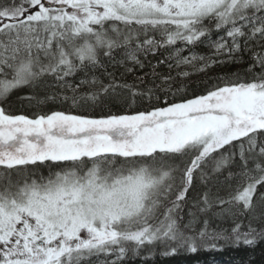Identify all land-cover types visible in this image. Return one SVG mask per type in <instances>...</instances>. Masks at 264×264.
I'll use <instances>...</instances> for the list:
<instances>
[{"label":"snow or ice","instance_id":"6c2138e0","mask_svg":"<svg viewBox=\"0 0 264 264\" xmlns=\"http://www.w3.org/2000/svg\"><path fill=\"white\" fill-rule=\"evenodd\" d=\"M242 53L246 75L201 94H187L190 71L171 74ZM101 56L121 78L147 61L144 87L104 83ZM24 85L63 91L20 97L35 100L31 117L0 106V264H122L144 249L148 260L157 247L169 258L264 240V0H0V99ZM49 101L68 110L40 111Z\"/></svg>","mask_w":264,"mask_h":264},{"label":"trees","instance_id":"16d2710c","mask_svg":"<svg viewBox=\"0 0 264 264\" xmlns=\"http://www.w3.org/2000/svg\"><path fill=\"white\" fill-rule=\"evenodd\" d=\"M217 33H213V39L216 38ZM180 45H177L179 47ZM190 51H195L199 54H204L205 56H211V50L203 45H197L195 48L189 49ZM167 53L165 50L161 49L160 52L157 53L156 56H149L148 60L156 63L160 59L164 57ZM182 55H188V52L182 53ZM243 56V61L241 63H231L228 65H214L208 68L203 72H195L191 65L181 67L180 69L173 68L171 70V74L175 75L176 71L188 70L192 73L184 82L188 84V95L192 94H201L204 92L205 88L213 83H216V77L222 74H231L239 72L242 75H246V69L252 63L251 55L249 53L240 54ZM119 55H117V59H119ZM214 58V57H213ZM140 59H144L141 55ZM226 59V58H225ZM101 62L104 64V67L97 68L95 70L94 75L98 76L104 83L108 82V76L105 73H114L115 79L117 82H126L129 84H137L141 88L144 87L143 84H140L139 81L136 80V76H144L145 73L151 72V68L147 66V61H145L146 66L141 70L139 67H135L133 73H128L121 78V73L124 72V67L116 65L113 66L107 57H100ZM170 63H174L175 61H169ZM204 61H197V64H202ZM131 66V65H129ZM157 71L161 74L167 75L169 73V69L166 64H161L157 68ZM82 73H78L75 77L68 78L71 82L79 81ZM47 80H52L51 77H46ZM150 77L145 76V81L150 82ZM179 83V78H178ZM62 89L59 88H51V89H41L40 87L33 88L30 85L20 86L17 89L12 90L9 95L0 99V106L4 107L11 114H25L28 116H33V114L37 111L35 105V100L29 101L27 99H20L23 96H35L38 98L44 97L46 94H50L52 92H61ZM70 94V93H69ZM40 111L48 112L51 110H68L67 104H62L59 102H51L49 101L46 105H42L39 109ZM107 113V109L104 110ZM112 111L114 113H122L125 110L118 106L114 105L112 107ZM135 111V109H133ZM92 115H99V110L92 112ZM226 171V170H225ZM44 174L47 175V170H44ZM222 178V177H221ZM194 185H198L200 188L203 185L199 184L198 180H194ZM196 197V191L194 189H189V192L186 196V199L191 202ZM191 206L189 203L188 206L185 207V220L188 219L187 211L188 207ZM244 219V218H241ZM247 221L245 220V224ZM233 223L231 219L218 220L213 219L210 224V230H228L231 232L233 227ZM199 228L200 225H197ZM218 244L223 248V250H207L200 249L197 254L188 253L186 250H179L178 254L175 256L164 258L159 255V252L162 251V248H156V255L152 259H142L141 257L147 255V249L141 251L140 256L133 257L131 252H129L128 258L125 259L122 264H264V240L259 241L254 247L248 246H239L233 247L226 245L223 240L219 241ZM99 259H103L100 257ZM83 264H97V258L93 257L91 261L83 262Z\"/></svg>","mask_w":264,"mask_h":264},{"label":"flooded vegetation","instance_id":"af4514ba","mask_svg":"<svg viewBox=\"0 0 264 264\" xmlns=\"http://www.w3.org/2000/svg\"><path fill=\"white\" fill-rule=\"evenodd\" d=\"M0 171H2V170H0Z\"/></svg>","mask_w":264,"mask_h":264}]
</instances>
